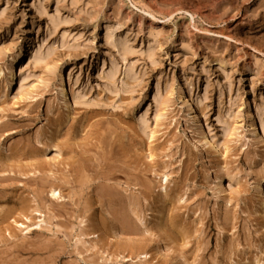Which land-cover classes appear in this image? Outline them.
<instances>
[{
  "label": "rangeland",
  "instance_id": "obj_1",
  "mask_svg": "<svg viewBox=\"0 0 264 264\" xmlns=\"http://www.w3.org/2000/svg\"><path fill=\"white\" fill-rule=\"evenodd\" d=\"M54 8L55 0H0V264H264V131L257 122L258 111L264 117V0H64L59 12L68 21L56 26ZM105 26H117L132 45L137 78L120 72L115 86L107 79L119 55L104 42ZM39 48L42 61L28 62ZM15 59L13 72L22 62L30 72L19 91L8 80ZM185 84L206 95L198 116L209 145L179 109L176 92ZM157 88L171 100L154 102ZM146 109L143 135L137 118ZM96 123L123 141L117 155L146 170L151 191H132L144 238H120L109 222L100 227L97 180L64 182L72 179L70 157L95 155L87 144L95 142ZM87 161L78 180L93 177ZM52 186L66 206L47 195ZM5 195L22 201L5 203ZM127 245L148 257H128Z\"/></svg>",
  "mask_w": 264,
  "mask_h": 264
},
{
  "label": "bare ground",
  "instance_id": "obj_2",
  "mask_svg": "<svg viewBox=\"0 0 264 264\" xmlns=\"http://www.w3.org/2000/svg\"><path fill=\"white\" fill-rule=\"evenodd\" d=\"M63 1L64 0H55V8H54L55 15H54V17L50 18L54 26H56L60 21L61 22H67L68 21V18L62 19L60 17L59 10H60L61 3ZM72 7H74V6H72ZM40 10H42L44 12V6L42 4H40ZM187 16L189 17L190 21H194L193 15L187 14ZM116 28H118V27L117 26H105L104 34H103L104 42L107 43L108 45H110L111 47H113L115 49V51L117 52V54L119 55L118 61L117 60H111L110 61L109 69L106 72V77H107V79L110 81V83L112 85L115 84V82H113V81L116 79V77L119 75L120 72L123 73V79L124 78H128V79L137 78V72H136L135 63L131 61V59H132L131 56L134 54L133 47L129 43L128 39H126V37H118L117 36V34L115 32V31H117ZM154 42L155 41L152 39L151 43H149L147 45V48H146L145 52H146V56L148 58H152V56H153V43ZM42 51L43 50H41L40 48L36 49L35 51L32 50V52L30 54H28L27 61L28 62H33L34 65L40 63L42 61V59H43V52ZM19 57H20V55H19ZM15 63H17V59H15L14 63L11 64L8 80H9V83H12L13 81H15L16 85L18 86V91H19L20 89H23L24 81L30 75V72L28 71L29 69L24 71V67H23L24 62L18 64L17 65L18 66L17 70L15 72H13L12 71V66ZM121 82H123V80H121ZM70 93H72L71 94V98H72L73 103H76L77 101H79L78 100L79 96L77 94H75L73 92H70ZM155 94H156V96H154V102H157V104L159 102H162V101L163 102H169L171 100L170 97H168V96L162 98L160 93H159V89L158 88L156 89V93ZM58 95L60 96V98H61L63 103L67 102V94L65 92V87H64V84H63L62 81L60 82V86L58 87ZM176 95H177V103H178L179 109L182 112L183 119L185 120L186 124L188 126H190L192 129H194L195 131L200 132L201 135H203L202 136L203 137V141H204L203 146L209 145V143H210L209 135L206 134V133H203L202 128H201V124H200V119H199V116H198L199 109H200L203 101L206 100L205 93L201 94V95H197V94L193 93L192 88L189 86V84H185V86L183 85V86L178 88V90L176 92ZM147 111L148 110L146 109L140 115L138 114L139 116L137 118L138 127H139V129H140V131H141V133L143 135L147 134V129H148V115H147ZM257 122L259 123L260 130L263 132L264 131V117H263L261 111H258V113H257ZM91 127H92V130H91L92 133L90 134L89 138L92 141L94 140L95 142H91L90 141V143L87 144V145H90V146L94 147L97 151L95 152V155L92 156L91 158H89L88 156L87 157L85 156V157L90 162L89 168L93 172V177H92L91 180H89V178H88V179L82 181V179H80V176H79L80 180H78L77 179L78 173L79 172L83 173V171L86 170V168H87V166H86V161L87 160H84L83 158H81V156H79V157H70V160L69 159L67 160L66 166L68 167L67 171L71 173L72 179H70L68 181L66 180L64 182H65V184H68L71 187H75L76 185L83 186L86 183H92L94 180H97L98 182L95 185H96V190H98V194H99V197H100V201H99L100 204H101L100 208H101V210H103V213L101 215L102 218L100 219V221H98L100 227L105 228L106 227V222H109L111 227L115 231V234L116 235L118 234L120 236V238H124V239H126V238L127 239L144 238L145 235L147 234L148 230L146 228V224L143 223L144 222L143 218L141 217L144 214H142V209L140 208L141 203H140L139 197L137 195H135L133 192L138 190V191H140L141 196H144L146 193L151 191V189L147 185H145L144 182L142 181V176H144L146 170L143 169L139 164H138L139 166L135 164V167L134 166L132 167L131 163H133V161H131V157H129L128 154L122 153V154H120V156L117 155V153H116V151L118 150L117 148H120V146L122 145L121 143L123 141H120V139H116L113 136V134H114L113 131H110L108 128H104L102 125H100L98 123L93 124ZM251 129L256 135V129H255L253 123H252ZM77 151H78V149H77ZM87 153H88V151L85 152L84 154L86 155ZM118 153H120V151ZM127 153H129V151ZM91 154H93V153L91 152ZM38 165H39L38 167H40V164H38ZM36 167L37 166H35V168ZM133 171H136V174H133L132 173ZM23 175H25V174H23ZM30 176H33V175L30 174ZM3 179L4 178L0 177V180H3ZM136 187H137V189H136ZM156 187H158V185ZM93 191H94V189H93ZM38 193H39V191H38ZM49 194H50V199L56 201V203H57V204H55L56 206L60 205L61 207H64V206H66L65 204L68 203V202L64 203V202L67 201V200L64 201V198H65V197L63 198L64 194L61 195L62 193H60V191L55 186L54 187L52 186V188L49 190V193L47 195L49 196ZM67 195H69V194H67ZM162 195H163V193H162ZM4 198H5V201H4L5 203H9V202L15 203L13 201L14 198L12 196L5 195ZM75 198H77V197H75ZM46 199H49V198L46 197ZM50 199H49V201H50ZM69 199H72V196ZM19 200L20 199L16 198V203L15 204H17V201H19ZM38 200H40V201L45 200V198L43 197V191H41L38 194ZM72 200L70 202H72ZM142 200L143 199H141V201ZM20 201H22V200H20ZM54 201H52L53 205H54ZM41 203L43 204V202H41ZM42 204H41V206H42ZM48 206H47V208H48ZM74 206L75 205H73L71 207H74ZM26 208H22V210L24 209V211L27 210V212H28V209H26ZM36 208H35L34 212L39 213L38 208L37 209ZM263 208H264V205H263ZM45 210H46V208H45ZM54 210H56V209L54 208ZM161 210H162V212H164L163 209H161ZM57 211L59 213V209ZM19 212H21V211L19 210ZM51 212H53V211H51ZM22 213H24V212H22ZM68 213H69V211H68ZM17 214L19 215V213H17ZM65 214L67 215V213H65ZM158 214L162 215L161 212H158ZM2 215H5V214H2ZM23 215H26V214L24 213ZM40 215H42V214L40 213ZM69 215L70 214H68V217H69ZM82 216H84V215H82ZM95 216L93 218H95ZM1 217L2 216L0 215V218ZM3 218H5V217H3ZM50 218L48 219V221L52 220ZM162 218H163L162 216L157 218L160 223L163 221ZM154 220H156V219H154ZM85 221H86V219H85ZM61 223L63 225L64 222H61ZM81 223L85 224L86 222L85 223L81 222ZM65 224H67V223H65ZM156 225H157V227L159 229L162 228V225H160L159 223H156ZM37 226H35V227H37ZM65 227H67V226H65ZM100 227L98 225L92 226L93 229L94 228L97 229V228H100ZM39 228H40V226H39ZM55 228H56V226H55ZM58 228H59V226H58ZM79 228H80V225H79ZM85 228L86 227H81L80 228V232H79L80 235H85L86 234L87 230H85ZM101 232L102 231H100L99 233H101ZM101 234H104V232L101 233ZM94 235H95V233H94ZM82 237H84V236H82ZM97 237H99V234L97 235ZM92 238H94V237H92ZM103 238L105 239V237H103ZM102 241L103 240L101 239L100 242H102ZM80 242H82V241H80ZM97 243H99V241ZM97 243H95V244H97ZM108 246H109V244H108ZM187 246L188 245H186L185 248ZM128 247H129V249H128ZM128 247L124 246L122 248V253L126 252L128 257H130V258L134 257V260H135V258H139L140 261H145L146 257H148L147 255H142V254L138 255L139 254V249L138 248H135V250H134V248H132L131 246H128ZM105 249L106 248H104V250ZM181 251H183V250H181ZM76 252H77V250H76ZM77 254L79 255V253H77ZM95 258H97V257H95ZM199 262H200V260H199Z\"/></svg>",
  "mask_w": 264,
  "mask_h": 264
}]
</instances>
